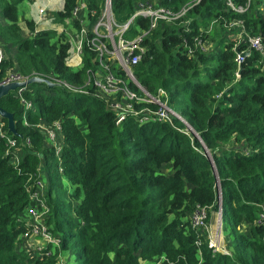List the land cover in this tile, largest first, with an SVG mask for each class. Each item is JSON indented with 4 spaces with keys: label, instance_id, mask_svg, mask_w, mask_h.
I'll list each match as a JSON object with an SVG mask.
<instances>
[{
    "label": "trees",
    "instance_id": "trees-1",
    "mask_svg": "<svg viewBox=\"0 0 264 264\" xmlns=\"http://www.w3.org/2000/svg\"><path fill=\"white\" fill-rule=\"evenodd\" d=\"M20 1L0 0V79L11 71L69 89L26 87L29 110L12 92L0 99L22 138L11 137L10 147L0 137V264H67L69 257L74 264H264V226L258 223L264 209V62L251 51L235 77V43L224 28L240 20L248 36L262 33L260 0H250L243 14L226 10L223 0H201L184 25L159 23L151 30L133 75L150 95L166 93L167 106L181 120L138 123L128 115L119 126L96 89L85 86L92 52L83 50L79 70L69 68L64 34H33V21L18 13ZM78 1L61 0L52 23L67 24ZM80 1L98 14L104 0ZM189 2L110 0V10L120 25L139 3L177 11ZM232 2L244 6L246 0ZM212 22L216 27L208 33ZM145 29L146 21L135 18L127 38ZM194 39L212 46L201 52ZM54 122L61 138L57 158L37 128ZM41 166L42 221L59 241L49 257L18 239L29 228L23 217L34 205L29 194ZM196 207L205 210L206 225L220 211L230 253L213 252L205 231L190 227ZM17 247L27 250L17 253Z\"/></svg>",
    "mask_w": 264,
    "mask_h": 264
},
{
    "label": "built area",
    "instance_id": "built-area-1",
    "mask_svg": "<svg viewBox=\"0 0 264 264\" xmlns=\"http://www.w3.org/2000/svg\"><path fill=\"white\" fill-rule=\"evenodd\" d=\"M201 0H191L177 11L171 9L152 6L148 3H139L132 15L123 24H117L111 14L110 0H104L102 8L98 14L87 12L86 4L83 1H78L70 13V18L67 21V32L63 28H58V32L63 33L69 43L70 50L66 62H72V67L79 70L82 67L83 50L91 51L93 54L92 63L94 68L86 71L85 86H91L96 89V93L106 102L107 107L115 115V125L119 126L126 116L139 117L138 123L143 122H163L170 123L172 119L181 120L179 116L167 106V95L162 90H157L155 95L147 93L134 78L133 67L137 64L140 56L144 53L142 46L143 39L147 34L154 30L159 23L174 24L179 23L184 25L182 21L188 10L198 5ZM251 1L246 0L244 6H234L232 0H223L226 10L235 13L243 14L247 11ZM46 6L38 7L36 10V23H42L46 20ZM258 12L261 20L264 23V0H260ZM142 18L146 21V29L138 31L131 37H128L130 25L135 18ZM73 23L77 27H73ZM210 24L207 29L211 31ZM72 29V32L68 30ZM226 30H232L227 37L234 41L235 53L234 63L238 67L244 57L242 53L251 51L258 52L263 57L264 62V25L263 32L256 36H248L245 32L242 21L235 20L224 25ZM39 31H34V34ZM239 45H244L243 50H238ZM194 46L198 47L201 52H206L209 48L208 44L202 43L200 40L194 39ZM191 49L187 51L191 54ZM4 53L0 48V62L4 59ZM235 77H238L235 73ZM27 79L20 77L18 74L7 71L0 79V86L9 83H20ZM132 85L130 89L128 85ZM60 86L69 89L65 84L60 83ZM25 87L17 88L14 96L18 99L24 110L31 109V104L23 97ZM85 93L84 91H80ZM135 106H139L135 109ZM0 120V137L4 138L5 142L13 147V142L10 140L11 136L7 130H3V125ZM25 124V123H24ZM37 128L44 134V139L47 146L53 151L55 158L60 153V127L58 122H54L51 126H37ZM28 140H25V145L28 146ZM58 172H61L58 169ZM34 185L33 191L29 194V199L33 201L34 205L28 207L24 214L25 225L28 229L24 234L18 237L28 242L34 240V252L38 256L49 257L52 255V250L58 248L59 241L53 238L42 219L46 214L41 197H43V183L39 180V175ZM217 197L219 200V191L217 190ZM218 225L214 236H207V225L205 210L196 207L190 216L189 224L192 229H203L207 236L208 247L213 252L227 253L225 245L221 242L220 237V211L217 212ZM258 223L264 226V209L258 215ZM209 223V222H208ZM157 264V263H155Z\"/></svg>",
    "mask_w": 264,
    "mask_h": 264
},
{
    "label": "rangeland",
    "instance_id": "rangeland-1",
    "mask_svg": "<svg viewBox=\"0 0 264 264\" xmlns=\"http://www.w3.org/2000/svg\"><path fill=\"white\" fill-rule=\"evenodd\" d=\"M43 3H44L43 0H37V1H33L32 0L31 2L29 0H21L20 3L17 6L18 13H19V15H23L24 13L27 14V16L31 18L30 21L34 22V19H35L34 16H36V10H37L38 6L39 7L44 6V5H42ZM46 13H48V14H46V22L44 23V25L43 24H39L38 26H35V28H37V29H41L42 28L43 30H54L56 32L58 31V28H63L64 31L67 32V25L68 24H61V25L58 24L57 25V24H53L52 23V21H51L52 15L55 13V11L54 12L53 11L52 12H48V10H47ZM215 27H216V25H214V24L211 25V32L214 31ZM68 30L70 32H72V29L70 27H68ZM211 46L212 45H208L207 47L211 48ZM67 65H68V63H67ZM62 184L66 185V183L64 181H62ZM44 190H45V188H44ZM216 222H217V225H218L217 213L212 214V216L210 218V221H209V223L207 225V228H208L207 229V232H208L207 236H211V235L214 236V233L216 231H218L217 230L218 228L216 226ZM220 230H221V226H220ZM220 237H221V242L225 245L224 247H226L227 244L225 243L224 233L222 232V230L220 231ZM26 250H27V247L22 248V249H21V247H18L16 249V252L17 253H20V252L23 253V252H26ZM225 251L227 252V248H226ZM27 254H29V253H27ZM73 262H74L73 261V257H69V261L67 262V264H74ZM143 264H155V263H151V262L147 263L146 262V263H143Z\"/></svg>",
    "mask_w": 264,
    "mask_h": 264
},
{
    "label": "water",
    "instance_id": "water-1",
    "mask_svg": "<svg viewBox=\"0 0 264 264\" xmlns=\"http://www.w3.org/2000/svg\"><path fill=\"white\" fill-rule=\"evenodd\" d=\"M235 52H238V49H235ZM248 55V52H244L241 54L242 57H245ZM240 72V65L237 68V72L236 75L238 76ZM44 85L46 88H61L64 91H66L62 86H60L58 83H51L50 81L46 80V79H42L39 77H31L27 80H25L24 82H20V83H9V84H5V85H1L0 86V99H2L3 97L7 96L8 93L10 92H14L17 88H22V87H28L31 85ZM0 120H4L6 122V130L7 133L10 134L11 136L14 137H18L20 140L22 139L21 136H19L15 129H14V121L12 119V115L3 111L2 109H0ZM183 123V122H182ZM184 125H186L184 123ZM187 126V125H186ZM205 150V148H204ZM205 153L207 154V151L205 150ZM220 201V200H219Z\"/></svg>",
    "mask_w": 264,
    "mask_h": 264
},
{
    "label": "crops",
    "instance_id": "crops-1",
    "mask_svg": "<svg viewBox=\"0 0 264 264\" xmlns=\"http://www.w3.org/2000/svg\"><path fill=\"white\" fill-rule=\"evenodd\" d=\"M33 1H37V0H33ZM44 1V3L42 4V5H44V6H46V8H47V10H48V12H56V11H58V10H60L61 9V6H62V2H61V0H43ZM41 5V4H40ZM39 7V6H38ZM47 12V11H46ZM22 18L23 19H26V20H31V18L30 17H28L27 16V14H23L22 15ZM21 18V19H22ZM34 30H33V34H34V31L36 30V31H41L42 30V28L41 29H37V28H35V26H38L39 24H43L44 25V23L46 22V20L45 21H43L42 23H36V20H37V15L36 16H34ZM66 63H68V67L69 68H71L72 70H75L71 65H72V62H66ZM46 147H48L47 146V144H46ZM39 180L43 183V186H44V188H45V181H46V178H45V173H44V171H43V167L41 166L40 167V169H39ZM44 188H43V190H44ZM45 191V190H44ZM43 191V192H44ZM43 195H44V193H42ZM24 245H26L30 250H32V248H34V246L36 245V243L34 242V240H30V241H28V242H24ZM18 248V247H17ZM16 248V249H17ZM28 249V250H29ZM231 251L229 250V249H227V253H230Z\"/></svg>",
    "mask_w": 264,
    "mask_h": 264
}]
</instances>
